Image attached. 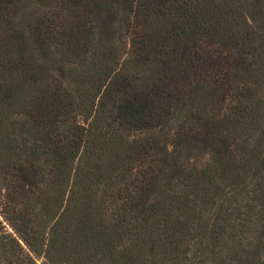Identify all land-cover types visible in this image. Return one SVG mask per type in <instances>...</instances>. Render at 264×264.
Returning <instances> with one entry per match:
<instances>
[{"label": "trees", "instance_id": "obj_1", "mask_svg": "<svg viewBox=\"0 0 264 264\" xmlns=\"http://www.w3.org/2000/svg\"><path fill=\"white\" fill-rule=\"evenodd\" d=\"M148 1L0 0V264H264V198L241 209L238 133L190 143L176 123L218 116L200 100L236 102L239 124L248 106L199 87L212 64L196 45L155 57ZM183 4L201 35L196 2Z\"/></svg>", "mask_w": 264, "mask_h": 264}, {"label": "rangeland", "instance_id": "obj_2", "mask_svg": "<svg viewBox=\"0 0 264 264\" xmlns=\"http://www.w3.org/2000/svg\"><path fill=\"white\" fill-rule=\"evenodd\" d=\"M72 2L74 0H71ZM197 16L204 17L201 35L195 34L197 25L182 14L184 0H149L145 8L144 27L145 44L155 50V57H166L172 50L181 46L194 44L200 48L202 63H211L208 75L200 80L201 88L220 89L229 87L230 93L239 91V102L247 105L249 111L242 123H238L229 108L236 106L234 101L213 103L198 101L206 111L216 109L218 116L207 115L197 123L189 117L179 118L176 123L184 129L190 143L195 139L210 137L217 141H231L234 133L235 164L246 173L242 187V210L251 205L262 206L264 198V21L258 26L245 20L247 9H257L264 16V0H194ZM79 14L76 7L70 6L68 21ZM240 17V18H239ZM253 25V27H251ZM254 28V29H249ZM126 44L125 41H122ZM258 81L259 91L255 97L248 99L245 94L248 87ZM206 119L211 123L203 129ZM192 164L200 168L207 161L206 154H197ZM170 171L162 175L168 176ZM174 187L167 190V195L182 194L183 180L172 183ZM223 213L231 216V209L224 207ZM237 217V216H236ZM236 217L233 219L235 221ZM242 216L238 217L241 220ZM258 220L262 213H258ZM195 221H211L210 216L198 217ZM242 221V220H241Z\"/></svg>", "mask_w": 264, "mask_h": 264}]
</instances>
